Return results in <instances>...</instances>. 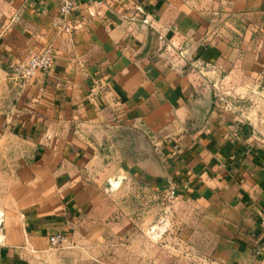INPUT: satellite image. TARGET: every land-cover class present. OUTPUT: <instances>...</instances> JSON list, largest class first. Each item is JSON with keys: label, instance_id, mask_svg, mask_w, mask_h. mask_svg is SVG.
<instances>
[{"label": "crops", "instance_id": "crops-1", "mask_svg": "<svg viewBox=\"0 0 264 264\" xmlns=\"http://www.w3.org/2000/svg\"><path fill=\"white\" fill-rule=\"evenodd\" d=\"M74 1L66 33L56 0H0V264L56 255L54 233L122 238L124 188L145 224L160 196L177 264H264V0ZM48 43L51 69L17 80Z\"/></svg>", "mask_w": 264, "mask_h": 264}, {"label": "rangeland", "instance_id": "rangeland-1", "mask_svg": "<svg viewBox=\"0 0 264 264\" xmlns=\"http://www.w3.org/2000/svg\"><path fill=\"white\" fill-rule=\"evenodd\" d=\"M9 163L11 164V161ZM4 165L7 166V163ZM116 180L125 185L142 183L139 178L130 179L127 177L125 179L117 178ZM130 190L129 188H124V191L120 193V198L125 201L123 209L128 213V216H135V218L133 217L129 224H121V227L125 229L122 238L115 240L111 238L105 240H77L73 243L70 241L60 245V248L58 247L60 250L54 256H52V249L44 256H25V264H161L162 262L163 264H177L184 258L191 261V256L184 257V253L176 248L178 242L172 236H169V240H161L160 231H158L159 227L151 229L156 225H160L162 221L160 214L163 211L158 206L160 196L152 199L153 204L157 203V205H152L153 210L149 213V217H151L150 223L145 224L142 219V212L145 210L144 193ZM152 200L150 204H152ZM166 213L163 222L167 226L165 230L163 225L160 228L170 235L175 231L174 213L172 208H169ZM138 218L139 220H137ZM1 220L2 217L0 215ZM147 230L149 232L152 231V236L149 235L148 237L145 235ZM162 244L165 249L168 248L169 255L166 256L161 252Z\"/></svg>", "mask_w": 264, "mask_h": 264}, {"label": "built area", "instance_id": "built-area-1", "mask_svg": "<svg viewBox=\"0 0 264 264\" xmlns=\"http://www.w3.org/2000/svg\"><path fill=\"white\" fill-rule=\"evenodd\" d=\"M59 14L61 16V29L66 33H71L74 29V25L70 23L71 17L75 11L74 0H56ZM109 0H96V3L101 5L107 3ZM139 10V9H138ZM142 12V11H140ZM130 20H137L141 24L150 25L151 21L147 13H137L130 17ZM158 38L163 40L164 36L159 33ZM175 50V57L178 61H182L186 58L185 52L182 49H175L174 45L166 44L165 51ZM54 62V48L51 43L46 44L38 53L30 56L25 62H19L11 66V72L17 80L27 82L33 80L38 73H45L49 71ZM172 66H176L174 62ZM175 198V187L171 186L168 193V201H172ZM259 229L264 237V214L260 215L258 222ZM67 242V237L63 233H54L48 236V243L51 246H60ZM256 256L261 255L260 247L254 249ZM264 260V255H263Z\"/></svg>", "mask_w": 264, "mask_h": 264}, {"label": "bare ground", "instance_id": "bare-ground-1", "mask_svg": "<svg viewBox=\"0 0 264 264\" xmlns=\"http://www.w3.org/2000/svg\"><path fill=\"white\" fill-rule=\"evenodd\" d=\"M0 223H1V221H0Z\"/></svg>", "mask_w": 264, "mask_h": 264}]
</instances>
